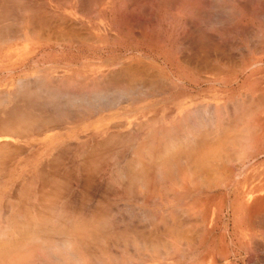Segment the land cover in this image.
Returning a JSON list of instances; mask_svg holds the SVG:
<instances>
[{
	"label": "rangeland",
	"instance_id": "rangeland-1",
	"mask_svg": "<svg viewBox=\"0 0 264 264\" xmlns=\"http://www.w3.org/2000/svg\"><path fill=\"white\" fill-rule=\"evenodd\" d=\"M227 6H230V8H227ZM8 10H11V12ZM30 18H34L35 23L38 21L40 24L38 23V25L34 23V25H30ZM51 18L54 21L51 20ZM57 18L59 21H57ZM43 21L44 23L42 24ZM0 23V25L4 24V27L2 26L3 29H1L5 34V39L7 38L5 41L3 40L4 43L0 42V90L13 87V94H16L15 92L19 87L22 88L21 92L24 91L22 86H26V83L29 86L32 83L30 87L35 88L41 82L40 85H45L43 86L44 88L47 86V88H45L46 90L43 89L44 92L47 91L46 93H49L48 96H46L47 94L45 93L46 98H43L42 100L44 103V105H42L43 107L41 108L39 104L38 106L33 105V108H35L34 111V109H27L25 104V109H23H27V112L29 113H33L32 111L35 113H48L47 116L53 122L58 118L54 124L55 127H46L43 130L41 128V131H38V133L37 130H34L35 133L26 136L27 138L25 137V140H21L16 144L15 141H13V149L18 146L21 148V151L20 153H13V160L10 155H7V157H10L8 158L10 162L6 159L9 164L5 163L7 166L5 165L3 169H7L5 171L1 170L0 173L1 175L3 173L5 174L9 169L13 171H10L13 175L6 180L4 177L0 176V179L3 178L5 180H0V207H2L0 210L3 209L0 211V220L5 223L6 220L9 219L7 216H10L9 220L12 222L14 217L17 216L19 218V220H17L20 222L23 220L22 218H29V216H31L29 214L32 213L33 217L40 222L39 213L46 212L44 213L45 216L47 213L49 215V212L47 211H51V220L55 214L56 216L54 217L57 218L54 219H58L59 221L63 216L64 219L67 216L68 218L66 220L62 218L65 223L70 220L76 221V219L85 222L87 218L91 221L93 218L91 219V217H87V215L91 214L90 216H92L94 213L95 216L99 214V219L103 221V223L109 222V227L106 226V223L105 227L110 228L108 231L111 234L114 232H116V234L117 232H121L124 234V237L128 236L133 239L134 236H132V234L130 235V233L134 230H136V232H148L153 229L156 231L157 229L158 234L155 233L157 234V238L160 236L159 234L165 235V233L168 232V234L165 235V238L167 240L170 238V240H174V237L177 238V229L175 228L177 226L178 230L180 229V231L177 232L180 234L178 235L180 236V239L181 235H183V240L189 237L188 240L186 239L182 243L178 240V243L179 241L181 243H179L180 245L176 243L178 244V247L173 246V242L177 241L171 242L172 245L169 244V248L164 244L167 242L170 243V240L164 242V238V243H162L160 239V244L157 247L159 251L155 248L153 251L148 244L145 246L143 244V247L142 243H138L139 245L137 244L136 249L131 242L128 243L130 245L126 248H123L122 244L124 246V243L120 242L119 246H116L117 248L112 247L113 249H110L109 247L112 246L114 241L112 238V241L110 240V246H106L111 252L106 248L108 249L106 250L108 251L106 253L107 255L105 253H100L99 249L101 248H99V246V252L96 253L97 256L99 253L100 255L99 258L94 256L95 259L93 255L90 254V250L85 251L86 248H82L85 252L82 253L81 249V252L79 251L80 253H78L82 254L80 256L84 255V258H79L74 255L76 250H72L73 248L71 249V245H61V248L60 243L55 244L56 242H54L52 243L53 248H51L52 246L48 248L47 244L46 249L45 245H42L43 241H39L40 244L42 243L40 247L39 243H37V246L36 242L33 243L34 245H29L32 248H36L35 252L39 248L40 251H37L39 253L37 256L38 258H41L39 255H42L41 251H43V254L49 256L46 257L45 255H42V257L45 256V259H50L51 255L54 257H51V262L48 264H79V262L80 264H82V262L83 264H264V0H0ZM190 31L191 34L189 33ZM38 34L41 35L39 36ZM49 35H54V37L52 36L50 38H56L61 35H66L67 37L71 35L70 37L74 38H72L71 41L55 39L47 40V36ZM78 35L81 36L79 37ZM37 37L39 40L35 39ZM203 46H205V48ZM127 67L132 69L130 73L126 70ZM122 68H124V71ZM144 69L146 72H144ZM133 70L135 72H133ZM120 72L122 75H120ZM123 72H126V74ZM127 72L129 74H127ZM136 74L138 76H136ZM125 75H129L130 79L131 77L137 79L138 83L135 82V85L130 84L127 81L124 83L122 80H126L127 77ZM139 75L142 76L140 77ZM114 76L117 77V79ZM122 76L123 78H121ZM113 77L116 80L113 79ZM29 79H32L31 81L34 83L29 81ZM48 79L50 80V83ZM86 79L87 81H85ZM88 79H90V81H88ZM109 79L111 80L108 81ZM138 79L139 81L141 80L140 83ZM143 79H146V81ZM157 79L158 81H156ZM42 81L44 82L42 83ZM46 81L48 83H45ZM143 81L146 82L147 85L146 83H143ZM88 82H91V84ZM48 84L50 85L48 86ZM107 84L111 85V87ZM126 87L128 88L126 89ZM69 88L73 90L71 91ZM54 90L56 91L54 92ZM51 94L56 95L51 96ZM137 94L138 96H135ZM49 95L52 99L55 97L54 99L56 101L53 102L51 99L50 104H48V99H50ZM58 97L62 100L58 99ZM115 98H117V100ZM65 100L67 101L68 106L65 104ZM42 101L40 104H42ZM19 103H22V101L19 100ZM62 103L64 106H60ZM44 106L47 108H44ZM216 106L220 107L216 108ZM14 108L15 107H13V111L15 112ZM36 108L38 111H36ZM38 108H41V110ZM100 108H102V110ZM78 110H81L82 112H79ZM59 112L62 115L59 114ZM69 114L72 116L70 117ZM79 114L81 116H79ZM147 120L150 125L148 124V126L144 127L140 126L148 122ZM171 122L175 126L181 125L176 129V131H178L177 133L180 131V136L178 135L177 137V134L175 133L176 131L172 132L171 130H166L168 126L169 129L173 127L172 130H174L175 126L170 124ZM194 122L197 123L195 124ZM164 125L167 127L164 128ZM182 125L185 126L183 127ZM36 128H38V124L36 125ZM162 128L165 129H163V132L160 131ZM128 132L132 133L133 137L129 133L131 138H128ZM164 132L168 133L165 134ZM200 132L203 134L202 137ZM116 133L118 135L115 137V141L114 135H116ZM171 133L173 134L172 137ZM194 133H198L196 134L198 135L197 138ZM109 134L112 135L111 141L109 140L111 144L104 149L105 151H103L104 153L107 152V154H105L103 158L101 155H104V153L101 152V155H98V157H100H96L95 159L94 157L97 154H92L89 146L93 147L99 139L102 137L104 138ZM119 134L122 138L124 136L126 137L123 138L126 145H124L125 143L121 141L120 137H118ZM146 134L150 139L151 137L154 138V143H158V141L160 142L162 139L170 141L173 138V142L177 140L176 142L182 143L184 138L187 137V139H185L187 142L184 143V141L182 144H185L186 147H190V149L195 148L196 146L198 149V145L200 148L204 147V149H208V144L212 149L224 145L223 150H221L223 151V159H218V161H220L217 164L216 160L212 162V167L216 166L215 170L213 169V172L215 173H211L212 177L211 180L208 179L209 182L205 179L207 182L206 186L199 184L201 181L204 183V179L202 180L200 178V181L197 177L199 179V182H197L198 179L196 180V177H191L192 179L189 178V173H187L189 174L187 175L189 179L187 176L183 175L185 170L182 172V169L179 167H182V161H184L185 164L188 161L187 159L182 158L183 160H180L181 162H179V165L180 163L181 165L179 167L173 166V171H175V173L170 171L171 173L168 172L170 173L168 174L161 171L159 174V170H156L154 171V176L150 179L153 185L147 183L150 180H146L147 185L144 183L145 180H142L143 183L136 184V182H133V186L131 184L132 187H129L130 184L128 183L127 178L124 179V170H126L125 164L127 162H125V159L128 160V158L132 156L131 154H134L131 153L132 151L130 150L134 149L135 151V149H137L136 146L138 147L139 143L151 142L149 144L150 146L147 145V147H145L146 150L150 149L151 145L154 143L150 139H147L149 137H147ZM145 135L146 137H144ZM207 135H210L211 137H208ZM160 136L161 138L162 136L164 137L161 139ZM213 136L216 137V139ZM117 137L120 138L119 142L123 143L121 145L124 146H120ZM175 137L177 139H175ZM194 137L195 139L193 140ZM236 137L238 140L235 139ZM7 138L8 137H1L0 143L10 140ZM128 139L132 143L127 142L129 141ZM145 139H147V141ZM233 139H235V141ZM188 141L191 142L189 143ZM194 141L196 146L192 145L194 144ZM203 142L205 143V146H203ZM66 143L73 148L70 149L71 152L67 150L68 146H66ZM133 145L135 148H131ZM84 149L85 151L88 149V152H85ZM233 149L235 150L233 151ZM66 151H68V153ZM89 151L91 153H89ZM117 152L118 154L120 153V157ZM128 152H130V154ZM57 153L62 154V156ZM70 153L71 156H69ZM75 153L76 155H74ZM83 153H87L91 156L93 155L92 158L94 159L92 160L91 157L89 159H91V163L95 165L93 166L89 162L93 168L95 167V171H93V168L88 165V169H90H86V173L88 174L89 172L90 176L88 175L86 178L87 183L84 181L85 178H82L87 175L82 171L83 169L81 170L82 165L80 159ZM125 153H127L128 156L123 155ZM57 155L58 157H56ZM222 155H220V157ZM232 156L234 157L233 159ZM62 157H65L64 160H61ZM53 159L58 162L54 163L55 161H53ZM41 166L46 167L44 170H41L43 169ZM53 166L56 169L53 168ZM96 166L99 169H96ZM38 168L44 172L40 174V171L38 173ZM103 169L104 172H102ZM62 172H66L67 174H63ZM116 172H118V174ZM156 172L158 175L155 174ZM96 173L98 174L96 175ZM119 174L121 179L124 177L122 180L118 177ZM184 174L186 173L184 172ZM53 175L56 176V181L52 179L54 178ZM58 175L61 176L59 177ZM66 175L68 178H71L67 179ZM72 176H75L76 178H73ZM64 177L67 180H65ZM177 177L178 179H176ZM62 179H64L65 182ZM93 179L95 185L92 181ZM218 179L220 182H218ZM99 180L101 181L99 182ZM125 180L127 181L126 183H128L127 185H124ZM68 182L70 185L67 186ZM91 183L93 186H91ZM84 184L86 187H91H82ZM116 184H118V186ZM143 184L146 188H144L145 186H143ZM195 184H197V187L195 186L196 188L194 187ZM60 187H64V190L67 188V192L63 191L62 193V188ZM97 187L100 188V190L98 189L99 191L97 190ZM149 187H151V189ZM84 189H86V192ZM88 189L91 190L89 191ZM6 190H8V192ZM5 191L6 193H3ZM52 191L53 193L49 194ZM54 191L59 192L56 193L57 195L59 194V196L55 195ZM82 191L84 192V195L85 193L86 195H89L84 198L87 201L82 199ZM102 191H105L106 193L104 192V194ZM129 191H131L130 194ZM126 192L128 193L126 194ZM43 193L44 195H42ZM90 193L95 195H91ZM178 193L179 195H177ZM48 194L50 196L53 194L55 195L54 203V200L52 199L53 196L50 197ZM47 195L49 199L46 200L45 197H47ZM23 196L26 198H23ZM41 196H43L45 202L47 201V204L50 200L49 205H58L57 207L54 205L55 209H62L61 207H64L63 204L66 203V208L68 209L69 207L67 210L68 212H65L66 210L64 208L60 210L64 214L57 209L56 212H54V207L53 209H50L52 207H45L46 210L44 211V207H40L41 205L44 206L46 203L42 201L43 198L41 199ZM10 198L13 199L14 202ZM104 200H106V202ZM21 201H23V203H21ZM141 201L143 202L141 203ZM18 203L21 204L20 207L16 206ZM21 207H23V209ZM99 209H102L101 214L99 213ZM12 210L17 214H13L11 212ZM38 211L40 212L37 214L36 212ZM10 213L12 214V217ZM65 213H69V215L73 214L71 215L72 219ZM75 213L77 214L75 215ZM23 214L26 215L23 216ZM27 215L29 216L27 217ZM35 215H38V218ZM58 215L61 218H58ZM74 215L75 217H73ZM82 215L86 216L83 218ZM173 215L177 220H174L175 218H173ZM176 215L181 218L179 219ZM129 216H131L130 219ZM166 216L167 218H165ZM4 218H6V220ZM94 218L97 219L96 217ZM9 220H7V224L10 223L8 222ZM25 220L23 221L24 223H26ZM62 220L60 222H62ZM1 221L0 223H2ZM83 221H81V223ZM153 221L155 222L152 223ZM55 222L56 221H54V223ZM139 222L140 224H138ZM3 223L1 224V228L5 225H3ZM133 225L135 229H132ZM135 225L139 229L149 226L150 230L149 228H146L145 231L141 229L137 230ZM154 225L155 227L157 226L156 229ZM169 225L175 226H173L176 229L174 232L175 236H173V232L170 233L168 231L169 229H173L171 226L169 229H165V227H168ZM6 226L7 225L4 226V229L0 228V232L5 230L9 225ZM67 227L71 226L69 225ZM181 227H183V232L181 231ZM105 231L109 233L107 230ZM126 231L130 232H128L130 236ZM151 232L153 233V231ZM1 233L0 236L2 235ZM169 233L172 234L171 236L173 239ZM122 234L117 235V238ZM133 234L137 233L134 232ZM42 236L43 234H41L39 238ZM166 236H170V238L168 239ZM41 239H43V237L40 238V240ZM46 239L45 236V240ZM45 242L46 241H44V243ZM105 242L106 244L109 243L107 241ZM42 246L43 250L41 249ZM165 246L166 249H169L168 251L165 249ZM63 247L66 249L64 250ZM176 248L178 249L176 250ZM50 249L54 250L51 251ZM118 249H121V252L124 249L123 251L125 252L121 253ZM125 249H127V251ZM45 250L47 253L48 251L51 253L47 254L45 253ZM69 250L71 252H69ZM62 252L64 255L60 258ZM88 253L90 259L88 258ZM112 254L115 255L116 259H113L114 257ZM101 255L103 256L101 257ZM56 256H59V258ZM71 257L74 259L72 260ZM35 259H32L31 261ZM39 260L41 261V259ZM39 260H36V264H40ZM33 263L35 264V262ZM43 263L46 264L44 261Z\"/></svg>",
	"mask_w": 264,
	"mask_h": 264
},
{
	"label": "bare ground",
	"instance_id": "bare-ground-1",
	"mask_svg": "<svg viewBox=\"0 0 264 264\" xmlns=\"http://www.w3.org/2000/svg\"><path fill=\"white\" fill-rule=\"evenodd\" d=\"M10 1V0H9ZM19 1V0H18ZM21 1V0H20ZM26 1V0H25ZM46 1V0H45ZM79 1V0H78ZM190 1V0H189ZM55 2V1H54ZM85 2V1H84ZM195 2V1H194ZM37 3V2H36ZM43 3V2H42ZM47 3V2H46ZM63 3V2H62ZM93 3V2H92ZM190 3V2H189ZM196 3V2H195ZM38 4H39V2H38ZM66 4V3H65ZM88 4V3H87ZM24 5V4H23ZM190 5V4H189ZM18 6V5H17ZM37 6V5H36ZM92 6V5H91ZM193 6V5H192ZM220 6H221V4H220ZM224 6V5H223ZM87 7V6H86ZM209 7V6H208ZM230 8V6H227V8ZM11 8V7H10ZM9 8V9H10ZM24 8V7H23ZM223 8V7H222ZM225 8V7H224ZM2 9V8H1ZM30 10V9H29ZM39 10V9H38ZM42 10V9H41ZM84 10V9H83ZM4 11V10H3ZM5 11H6V9H5ZM4 11V12H5ZM9 11V10H8ZM58 11V10H57ZM9 12H11V10L9 11ZM44 12V11H43ZM5 14V13H4ZM7 14V13H6ZM50 14H52V13H50ZM12 15V14H11ZM49 15V14H48ZM54 15H56V14H54ZM53 15V16H54ZM19 16V15H18ZM41 16V15H40ZM2 17V16H1ZM4 17H5V15H4ZM2 19V18H1ZM56 19V18H55ZM41 20V19H40ZM51 20H53L52 18H51ZM65 20V19H64ZM42 21V20H41ZM54 21V20H53ZM57 21H59L58 20V18H57ZM25 22V21H24ZM37 23H35V20H34V18L32 19V18H30V25L31 24H33L34 25V23L35 24H40V22H38V21H36ZM46 22H47V20H46ZM66 22V21H65ZM73 22V21H72ZM9 23V22H8ZM44 23V21L42 22V24ZM48 23V22H47ZM46 23V24H47ZM59 23V22H58ZM1 24V23H0ZM38 24V25H39ZM50 24V23H49ZM61 24V23H60ZM72 24V23H71ZM4 25V24H3ZM3 25H0V42L1 43H4L3 42V40L5 41L6 39H5V34L3 33ZM9 25V24H8ZM25 25H27V24H25ZM38 25H36V26H38ZM48 25V24H47ZM3 26V27H2ZM69 26V25H68ZM73 27V26H72ZM2 28V29H1ZM8 28V27H7ZM18 28V27H17ZM64 28V27H63ZM6 29V28H5ZM22 29V28H21ZM67 29V28H66ZM77 29V28H76ZM76 29H75V31H76ZM73 30V29H72ZM39 31V30H38ZM65 31V30H64ZM64 31H63V33H64ZM62 32V31H61ZM39 33V32H38ZM190 34H191V31L189 32ZM42 34V33H41ZM41 34H38L39 36L41 35ZM62 34V33H61ZM65 34H66V32H65ZM68 34V33H67ZM29 35V34H28ZM56 35H58V34H56ZM55 35V36H56ZM197 35V34H196ZM208 35H210V34H208ZM53 37H54V35H52ZM52 36H47L48 37V39L47 40H52V39H55V40H69V41H71L72 40V38H74V37H67L66 35H64V36H58V37H56V38H50V37H52ZM79 36V35H78ZM81 36V35H80ZM79 36V37H80ZM202 36V35H201ZM221 36V35H220ZM44 37V36H43ZM84 37V36H83ZM209 37V36H208ZM41 38V37H40ZM87 38V37H86ZM35 39H37V40H39V38L37 37V38H35ZM46 39V38H45ZM2 40V41H1ZM19 40V39H18ZM213 40V39H212ZM12 41V40H11ZM207 41V40H206ZM75 42V41H74ZM82 42H83V40H82ZM209 42H211V41H209ZM80 43V42H79ZM200 43V42H199ZM204 43V42H203ZM207 44V43H206ZM214 46V45H213ZM204 48H205V46H203ZM219 48V47H218ZM213 49V48H212ZM191 56V55H190ZM197 58H199V57H197ZM132 63H134V62H132ZM186 63H188V62H186ZM143 64V63H142ZM128 65V64H127ZM136 65V64H135ZM141 66V65H140ZM120 69H121V67H120ZM124 68H122V70H123ZM138 69V68H137ZM148 69V68H147ZM48 70V69H47ZM129 73H130V71L132 70V69H129V67H127V69H126ZM150 70V69H149ZM153 70V69H152ZM157 70V69H156ZM121 71V70H120ZM124 71V70H123ZM139 71V70H138ZM154 71V70H153ZM127 72V74H129ZM133 72H135L134 70H133ZM142 72H143V70H142ZM144 72H146L145 71V69H144ZM152 72V71H151ZM75 73V72H74ZM114 73V72H113ZM121 73V72H120ZM120 73H118V74H120ZM123 73H125L126 74V72H123ZM139 74V73H138ZM141 74H143V73H141ZM155 74V73H154ZM116 75V74H115ZM120 75H122V73L120 74ZM133 75V74H132ZM144 75V74H143ZM150 75V74H149ZM159 75V74H158ZM58 76V75H57ZM64 76V75H63ZM62 76V77H63ZM104 76V75H103ZM106 76V75H105ZM108 76V75H107ZM112 76V75H111ZM126 76V75H125ZM134 76H135V73H134ZM136 76H138L137 74H136ZM140 77L142 76V75H139ZM163 76V75H162ZM51 77V76H50ZM49 77V78H50ZM78 77V76H77ZM115 77V76H114ZM113 77V79H117V77H115L114 78ZM127 78H126V80H122V81H124V83H125V81H127L128 83H130V84H133V85H135L134 83L135 82H137V79H134L133 77H131V79L129 78L130 76L128 75V76H126ZM146 77V76H145ZM47 78V77H46ZM88 78V77H87ZM96 78V77H95ZM95 78H94V80H95ZM108 78V77H107ZM110 78V77H109ZM121 78H123V76L121 77ZM120 78V79H121ZM148 78V77H147ZM80 79V78H79ZM112 79V80H113ZM115 79V80H116ZM161 79V78H160ZM11 80V79H10ZM32 80V79H31ZM30 79H29V81H31ZM35 80H36V78H35ZM45 80H47V79H45ZM49 80V79H48ZM99 80H102V79H99ZM111 79H109L108 81H110ZM144 80V79H143ZM165 80V79H164ZM21 81H23V80H21ZM63 81V80H62ZM61 81V82H62ZM84 81V80H83ZM85 81H87V79L85 80ZM88 81H90V79H88ZM107 81V82H108ZM138 81H139V79H138ZM141 81V80H140ZM140 81H139V83H140ZM144 81H146V79L144 80ZM143 81V83H146V82H144ZM155 81V80H154ZM156 81H158V79L156 80ZM28 82V81H27ZM31 82H33V81H31ZM30 82V83H31ZM44 81H42V83H43ZM52 82V81H51ZM54 82V81H53ZM64 82V81H63ZM68 82V81H67ZM75 82H76V80H75ZM94 82H96V81H94ZM98 82V81H97ZM147 82H148V80H147ZM21 83V82H20ZM23 83V82H22ZM29 83V84H30ZM34 83V82H33ZM45 83H48L47 81L45 82ZM49 83H50V80H49ZM69 83H70V81H69ZM78 83V82H77ZM88 83H90L91 84V82H88ZM100 83V82H99ZM104 83V82H103ZM110 83V82H109ZM138 83V82H137ZM136 83V84H137ZM143 83H142V85H143ZM158 83V82H157ZM163 83V82H162ZM24 84H25V82H24ZM32 84V83H31ZM31 84H30V86H31ZM40 84H41V82H40ZM39 84V85H40ZM89 84V85H90ZM127 84V83H126ZM166 84V83H165ZM37 85V84H36ZM37 86V87H35V88H31L29 85H27V83H26V86H22L23 87V92H21V90H22V88L21 87H19L18 89H17V91L15 92L16 94H13L14 92H13V87H9V88H4V89H1L0 90V138L1 137H8L10 140L9 141H7V142H4V143H0V173H1V170H3V171H5L3 168L5 167V165L6 164H9V163H7V160H8V158H10L11 157V159L13 160V153L15 154V153H20V151H21V148L20 147H18V146H16L17 148H15V149H13V141H15V144L16 143H18L19 141H21V140H25V137L26 136H29V135H33L34 133H35V131L34 130H37V133H38V131H41V128H42V130L44 129V128H46V127H51V126H54V124L56 123V120L58 119H55V122H53L48 116H47V114L48 113H46V114H44L43 112H37V113H35L34 111H35V108H33V105H36V106H38V104L41 106V108L43 107L42 105H44V103H43V98H46V96H48V94L46 93V92H44V90H46L45 88H47V86L44 88L43 86H45V85H40V86H42V87H40V86ZM47 85V84H46ZM50 84H48V86H49ZM70 85V84H69ZM84 85V84H83ZM97 85V84H96ZM108 85V84H107ZM128 85V84H127ZM146 85H147V83H146ZM21 86V85H20ZM88 86V85H87ZM108 86H110L111 87V85H108ZM122 86V85H121ZM148 86H149V83H148ZM161 86V85H160ZM33 87V86H32ZM50 87H52V86H50ZM64 87V86H63ZM62 87V88H63ZM72 87V86H71ZM86 87V86H85ZM84 87V88H85ZM100 87V86H99ZM114 87V86H113ZM116 87H118V86H116ZM123 87V86H122ZM129 87V86H128ZM128 87H126V89L128 88ZM134 87V86H133ZM102 88V87H101ZM108 88V87H107ZM138 88V87H137ZM149 88V87H148ZM170 88V87H169ZM44 89V90H43ZM48 89H49V87H48ZM70 90H71V88H69ZM68 89V90H69ZM77 89V88H76ZM109 89H111V88H109ZM115 89V88H114ZM168 89V88H167ZM73 90V89H72ZM71 90V91H72ZM78 90V89H77ZM94 90H95V88H94ZM108 90V89H107ZM123 90V89H122ZM121 90V91H122ZM130 90V89H129ZM164 90V89H163ZM15 91V90H14ZM56 90H54V92H55ZM67 91V90H66ZM76 91V90H75ZM128 91V90H127ZM132 91V90H131ZM138 91H141V90H138ZM70 92V91H69ZM105 92H107V91H105ZM124 92V91H123ZM47 95H46V94ZM57 93V92H56ZM66 93H68V92H66ZM83 93V92H82ZM61 94V93H60ZM88 94V93H87ZM98 94V93H97ZM100 94H102V93H100ZM108 94V93H107ZM131 94V93H130ZM133 94V93H132ZM138 94H139V92H138ZM138 94L137 95H135V96H138ZM46 95V96H45ZM56 95V94H55ZM55 95H53V94H51V96H55ZM99 95V94H98ZM127 95V94H126ZM144 95V94H143ZM50 96V95H49ZM51 96H50V99H48L49 100V102H48V104H50V101H51ZM59 96V95H58ZM77 96V95H76ZM134 96V95H133ZM132 96V97H133ZM14 97V98H13ZM16 97V98H15ZM79 97H81V96H79ZM96 97V96H95ZM106 97V96H105ZM111 97V96H110ZM114 97V96H113ZM127 97V96H126ZM55 97H53V99H54ZM64 98V97H63ZM71 98V97H70ZM74 98H75V95H74ZM74 98H73V100H74ZM78 98V97H77ZM52 99V101L54 102V101H56L55 99L53 100ZM56 99H57V97H56ZM58 99H61V98H59L58 97ZM69 99V98H68ZM99 99V98H98ZM108 99V98H107ZM112 99V98H111ZM116 100H117V98H115ZM133 99V98H132ZM18 100V101H17ZM19 100L20 101H22V103H19ZM62 100V99H61ZM81 100V99H80ZM84 100V99H83ZM101 100V99H100ZM105 100V99H104ZM114 100V99H113ZM17 101V103L15 104V102ZM42 101V104H40V102ZM86 101V100H85ZM97 101V100H96ZM99 101V100H98ZM26 102V103H25ZM64 102V101H63ZM106 102V101H105ZM68 103H69V101H68ZM25 104H26V108L28 109H34V111H32L33 113H35V114H37V115H35V114H33V113H29V112H27V109L26 110H24L25 109ZM65 104L67 105V101L65 100ZM80 104V103H79ZM28 105V106H27ZM58 105H60V104H58ZM75 105V104H74ZM117 105V104H116ZM36 106H34V107H36ZM39 106V107H40ZM47 106H49V105H47ZM51 106V105H50ZM60 106H64L63 105V103H62V105H60ZM68 106V105H67ZM66 106V107H67ZM88 106V105H87ZM101 106V105H100ZM105 106V105H104ZM109 106H110V104H109ZM114 106H115V104H114ZM13 107H15L14 108V110H15V112L13 111ZM46 106H44V108H45ZM53 107H56V106H53ZM75 107H77V106H75ZM217 107H220V106H216V108ZM24 108V109H23ZM41 108H38V109H40L41 110ZM47 108V107H46ZM67 108H69V107H67ZM71 108V107H70ZM109 108V107H108ZM203 108V107H202ZM206 108V107H205ZM204 108V109H205ZM77 109V108H76ZM80 109V108H79ZM88 109V108H87ZM101 110H102V108H100ZM208 109V108H207ZM206 109V110H207ZM83 110V109H82ZM193 110V109H192ZM220 110V109H219ZM36 111H38L37 110V108H36ZM66 111V110H65ZM79 111V110H78ZM81 111V110H80ZM79 111V112H80ZM97 111V110H96ZM191 111V110H190ZM189 111V112H190ZM208 111V110H207ZM13 112H14V114H13ZM58 112V111H57ZM71 112V111H70ZM82 112V111H81ZM91 112V111H90ZM66 113V112H65ZM69 113V112H68ZM67 113V114H68ZM84 113V112H83ZM89 113V112H88ZM97 113V112H96ZM184 113V112H183ZM183 113H182V115H183ZM188 113V112H187ZM206 113V112H205ZM58 114V113H57ZM59 114H61L60 112H59ZM64 114V113H63ZM91 114V113H90ZM191 114H193V113H191ZM46 115V116H45ZM62 115V114H61ZM199 115V114H198ZM205 115V114H204ZM216 115V114H215ZM69 116L71 117L72 115H70L69 114ZM76 116H78V115H76ZM79 116H81L80 114H79ZM93 116V115H92ZM168 116V115H167ZM57 117V116H56ZM66 117V116H65ZM177 117V116H176ZM179 117V116H178ZM212 117V116H211ZM223 117V116H222ZM222 117H221V119H222ZM60 118V117H59ZM67 118H68V116H67ZM189 118V117H188ZM71 119V118H70ZM73 119V118H72ZM78 119H81V118H78ZM78 119H75V120H78ZM204 119V118H203ZM208 119V118H207ZM67 120V119H66ZM153 120V119H152ZM155 120V119H154ZM196 120V119H195ZM198 120H199V117H198ZM219 120V119H218ZM60 121V120H59ZM148 121V120H147ZM177 121V120H176ZM207 121V120H206ZM78 122V121H77ZM150 122H151V120H150ZM178 122V121H177ZM39 123H40V125H39ZM174 123H176V122H174ZM187 123V122H186ZM195 123V122H194ZM197 123V122H196ZM195 123V124H196ZM198 123H199V121H198ZM211 123V122H210ZM209 123V124H210ZM38 124V128H36V125ZM118 124V123H117ZM148 124L150 125V123H149V121L148 122H146V123H144V124H142V125H140V126H142V127H144V126H148ZM170 124H173L172 122L170 123ZM183 124V123H182ZM192 124V123H191ZM204 124V123H203ZM212 124V123H211ZM228 124V123H227ZM35 125V126H34ZM61 125V124H60ZM174 125V124H173ZM205 125H206V123H205ZM213 125V124H212ZM40 126V127H39ZM165 126V125H164ZM175 126V125H174ZM181 126V125H180ZM180 126H175V128H174V130H172V128L171 129H169V126L167 127V126H165L164 128H166V130H171L172 132H175L176 131V129H178L177 127H180ZM183 127L185 126V125H182ZM195 126V125H194ZM201 126V125H200ZM214 126H216V125H214ZM221 126V125H220ZM55 127V126H54ZM68 127V126H67ZM120 127V126H119ZM204 127H208V126H204ZM203 127V128H204ZM222 127V126H221ZM234 127V126H233ZM40 128V129H39ZM140 128V127H139ZM139 128H137V129H139ZM161 128V127H160ZM164 128H162V129H160V131H164L165 129ZM197 128V127H196ZM199 128V127H198ZM211 128V127H210ZM231 128V127H230ZM143 129H145V128H143ZM164 129V130H163ZM222 129V128H221ZM109 130V129H108ZM179 130H180V128H179ZM184 130V129H183ZM198 130H200V129H198ZM207 130H209V129H207ZM228 130V129H227ZM226 130V131H227ZM65 131V130H64ZM131 131V130H130ZM138 131V130H137ZM157 131V130H156ZM213 131V130H212ZM216 131V130H215ZM225 131V130H224ZM229 131V130H228ZM132 132V131H131ZM154 132H155V130H154ZM154 132H152L153 134H155ZM178 131H176L175 133L177 134V137H178V135H179V133H180V131H179V133H177ZM186 132H188V131H186ZM209 132V131H208ZM211 132V131H210ZM33 133V134H32ZM115 133V132H114ZM118 133V132H117ZM116 133V135H114V140H115V137L118 135ZM129 133L130 132H128V136H129ZM149 133H151V132H149ZM149 133H147V134H149ZM161 133V132H160ZM165 133V132H164ZM166 133H168V132H166ZM165 133V134H166ZM170 133V132H169ZM182 133V132H181ZM229 133V132H228ZM131 134V136H132V133H130ZM135 134V133H134ZM146 134V135H147ZM172 134V133H171ZM195 134V133H194ZM196 134H198V133H196ZM195 134V135H196ZM207 134V133H206ZM216 134V133H215ZM219 134V133H218ZM61 135V134H60ZM121 135H123V134H121ZM127 135V134H126ZM146 135L144 136V137H146ZM149 135H151V134H149ZM183 135V134H182ZM200 135H201V137H202V135L203 134H201V132H200ZM127 136V137H128ZM154 136V135H153ZM167 136V135H166ZM169 136V135H168ZM173 136V134L171 135V137ZM176 136V135H175ZM180 136V135H179ZM185 136V135H184ZM197 136L198 135H196V138H197ZM208 136V135H207ZM210 136V135H209ZM208 136V137H209ZM89 137V136H88ZM94 137V136H93ZM112 137V135L111 134H109V135H106L104 138L102 137L101 139H99V141H97V143H95V145H93V147H90L89 146V149L91 150V152H92V154H97V155H95V159H96V157H98V155H101V152H103V151H105L104 149L106 148V147H109L110 146V142H109V140L111 141V138ZM118 137H120V134H119V136ZM117 137V138H118ZM133 137V136H132ZM147 137H149L148 135H147ZM164 136H162V138H163ZM170 137V136H169ZM211 137V136H210ZM214 137V136H213ZM222 137V136H221ZM7 138V139H8ZM27 138V137H26ZM90 138V137H89ZM116 138V139H117ZM121 138V141H123V138H126L125 136L122 138V137H120ZM120 138H118V142L120 141L119 139ZM128 138H131L130 136L128 137ZM137 138V137H136ZM160 138H161V136H160ZM161 138V139H162ZM181 138H182V136H181ZM205 138H206V136H205ZM215 139H216V137H214ZM214 138H213V140H214ZM220 138V137H219ZM230 138V137H229ZM57 139V138H56ZM93 139V138H92ZM91 139V140H92ZM138 139V138H137ZM140 139V138H139ZM143 139V138H142ZM147 139H150V137L149 138H147ZM147 139H145L146 141H147ZM158 139V138H157ZM166 139H167V137H166ZM174 139V138H173ZM173 139H171L170 141H166L165 139V141L162 139L160 142L158 141V143H154V138H152L151 137V141H153V145H151V147H150V149H148V150H146L145 149V147H147V145H149L150 143H148V142H145V143H143L142 142V144H140L139 143V148L136 146V148L137 149H135V151H134V149L133 150H130V148H129V150L130 151H132L131 153H134V154H131L132 156H130L129 158H128V160L127 159H125V158H123V159H125V162H126V164H125V166H126V170H124L125 171V178L124 179H126L127 178V180H128V183L130 184L129 185V187L131 186V184L134 182H136V184L137 183H141L142 182V180L144 181V183H146L147 181L146 180H150L153 176H154V171H158L159 170V174H160V172L162 171H164V172H166V173H168V172H170V171H173V169H174V167H179L180 165H181V163H183V164H185V162L184 161H180L182 158L183 159H187V161L188 162H186V164L185 165H183L182 164V167H179V168H181L182 169V172L184 171L186 174H184V172H183V175H185V176H187V175H189V178H195L196 180L199 178H201L202 180L204 179V181L206 182V180L205 179H207V182H209V180H211V175L213 174V173H215V172H213V169L215 170V167H212V165H213V161L214 160H216L215 162H216V164L217 163H219V161L221 160V159H223L222 157H223V151H221V150H223V146H221L222 147V149H221V147H219L220 145H219V143H218V147L219 148H210L209 147V144H208V149H204V147L202 148H200L199 147V145H198V149L196 148L197 146H196V143H195V141H194V144H192V145H195L196 147L195 148H191L190 149V147H186L185 146V144H182L184 141V143H186L187 142V140H185V139H187V137L186 138H184V140H183V142L182 143H179V142H176L177 140H175V142H173L174 140ZM175 139H177L176 137H175ZM195 139V137L193 138V140ZM228 139V138H227ZM235 139H237V137L235 138ZM235 139H233L234 141H235ZM240 139V138H239ZM127 140V139H126ZM129 140V139H128ZM181 140V139H180ZM180 140H178V141H180ZM197 140V139H196ZM211 140V139H210ZM218 140H220V139H218ZM225 140V139H224ZM230 140V139H229ZM238 140V139H237ZM116 141V140H115ZM114 141V142H115ZM136 141V140H135ZM143 141V140H142ZM157 141H155V142H157ZM192 141V140H191ZM190 141V142H191ZM204 141V140H203ZM208 141H209V139H208ZM231 141V140H230ZM243 141V140H242ZM24 142V141H23ZM117 142V144L119 145V143ZM124 142V141H123ZM127 142H131L130 140L129 141H127ZM141 142V141H140ZM181 142V141H180ZM189 142V141H188ZM189 142V143H190ZM197 142V141H196ZM205 142V141H204ZM203 142V146H205V143ZM206 142H207V140H206ZM68 143V142H67ZM66 143V144H67ZM79 143V142H78ZM82 143V142H81ZM125 143V142H124ZM132 143V142H131ZM208 143V142H207ZM228 143V142H227ZM227 143H224V144H227ZM244 143V142H243ZM65 144V145H66ZM117 144H116V146H117ZM121 144H123V143H120V146H124V145H126V143L124 144V145H121ZM137 144V143H136ZM231 144V143H230ZM23 145V144H22ZM29 145V144H28ZM77 145V144H76ZM85 145V144H84ZM89 145V144H88ZM129 145V144H128ZM190 145V144H189ZM201 145H202V143H201ZM200 145V146H201ZM25 146V145H24ZM66 146H68V149L67 150H69L70 151V149H73V148H71V146L69 145V144H67ZM129 146H131V145H129ZM134 146V145H133ZM131 147V148H135V146L134 147ZM150 146V145H149ZM211 146V145H210ZM226 146V145H225ZM231 146V145H230ZM229 146V147H230ZM236 146V145H235ZM239 146V145H238ZM193 147V146H192ZM227 147V146H226ZM232 147V146H231ZM25 148V147H24ZM34 148V147H33ZM58 148V147H57ZM87 148V147H86ZM112 148V147H111ZM117 148V147H116ZM115 148V149H116ZM120 148V147H119ZM206 148V147H205ZM243 148V147H242ZM37 149H39V148H37ZM53 149V148H52ZM61 149V148H60ZM59 149V150H60ZM64 149H65V147H64ZM124 149V148H123ZM127 149H128V146H127ZM225 149V148H224ZM227 149V148H226ZM30 150V149H29ZM66 150V149H65ZM78 150V149H77ZM93 150V151H92ZM110 150V149H109ZM128 150V151H129ZM235 149H233V151H234ZM239 150V149H238ZM62 151V150H61ZM76 151V150H75ZM84 151H85V149H84ZM106 151H107V149H106ZM111 151V150H110ZM23 152H24V150H23ZM34 152V151H33ZM67 153H68V151H66ZM65 152V153H66ZM71 152V151H70ZM82 152V151H81ZM85 152H88V149L85 151ZM90 151H89V153H91ZM125 152V151H124ZM100 153V154H99ZM104 153V152H103ZM109 153V152H108ZM111 153V152H110ZM123 153V152H122ZM129 154H130V152H128ZM226 153V152H225ZM237 153V152H236ZM44 154V153H43ZM57 154H59V153H57ZM79 154V153H78ZM105 154H107V152H105L104 153V155H101L102 157L103 156H105ZM117 154H118V152H117ZM120 154V153H119ZM118 154V156L120 157V155ZM227 154V153H226ZM234 154V153H233ZM7 155H10V157L8 156L7 157ZM26 155V154H25ZM35 155V154H34ZM60 156H62V154H59ZM74 155H76V153L74 154ZM123 155H127V153H125V154H123ZM220 155H222L221 157H220ZM54 156V155H53ZM52 156V157H53ZM64 156V155H63ZM69 156H71V153H70V155ZM72 156H73V153H72ZM88 156V157H87ZM128 156V155H127ZM16 157V156H15ZM56 157H58V155L56 156ZM91 157V159L93 160L94 158H92L93 157V155L91 156V155H88L87 153L85 154V153H83L82 154V156H81V159H80V163H81V165H82V167H81V170L82 171H84L85 173H86V169L87 170H89L88 169V165H90V164H92L93 165V163H91V159H89ZM100 157V156H99ZM98 157V158H99ZM101 157V158H102ZM124 157V156H123ZM26 158H27V156H26ZM65 158V157H64ZM64 158L62 157V159L61 160H64ZM68 158V157H67ZM97 158V159H98ZM104 158V157H103ZM102 158V159H103ZM106 158V157H105ZM127 158V157H126ZM234 157L232 156V159H233ZM7 159V160H6ZM15 159V158H14ZM28 159V158H27ZM54 159H56V158H54ZM53 159V161H55ZM74 159V158H73ZM122 159V160H123ZM182 159V160H183ZM218 159H220L219 161H218ZM6 160V161H5ZM11 160V161H12ZM25 160V159H24ZM49 160V159H48ZM60 160V161H61ZM100 160V159H99ZM9 162H10V160H8ZM50 161V160H49ZM108 161V160H107ZM186 161V160H185ZM223 161V160H222ZM221 161V162H222ZM44 162H46V161H44ZM48 162V161H47ZM56 162H58V161H55L54 163H56ZM62 162V161H61ZM66 162V161H65ZM67 162H69V161H67ZM73 162V161H72ZM89 162H90V164H89ZM99 162V161H98ZM179 162H181L180 163V165H179ZM6 163V164H5ZM27 163V162H26ZM49 163V162H48ZM76 163V162H75ZM212 163V164H211ZM22 164V163H21ZM25 164V163H24ZM44 164V163H43ZM42 164V165H43ZM57 164H59V163H57ZM61 164V163H60ZM96 164V163H95ZM99 164H101V163H99ZM104 164V163H103ZM73 165V164H72ZM219 165V164H218ZM7 166V165H6ZM76 166V165H75ZM91 166V165H90ZM93 166H95V165H93ZM98 166V165H97ZM97 166H96V169H99V168H97ZM174 166V167H173ZM42 167V166H41ZM46 167V166H45ZM45 167H42L43 169H41V170H44L45 169ZM51 167V166H50ZM72 167V166H71ZM92 167V166H91ZM107 167V166H106ZM53 168H55L54 166H53ZM61 168V167H60ZM93 168V167H92ZM95 168V167H94ZM93 168V171H95V169ZM225 168V167H224ZM56 169V168H55ZM72 169V168H71ZM101 169V168H100ZM177 169V168H176ZM39 168H38V173L41 171ZM53 170V169H52ZM80 170V169H79ZM10 171H12V170H10L9 169V171L6 173L5 172V174L3 173L2 175L0 174V176L1 177H4L5 178V180L8 178V177H10L11 175H13V171L12 172H10ZM56 171V170H55ZM66 171V170H65ZM92 171V172H93ZM122 171V170H121ZM44 171H41L40 172V174L41 173H43ZM49 172V171H48ZM58 172V171H57ZM70 172H71V170H70ZM88 172V171H87ZM91 172V171H90ZM102 172H104V169H103V171ZM120 172V171H119ZM153 172V173H152ZM51 173V172H50ZM63 174L64 173H66V172H62ZM109 173V172H108ZM117 174H118V172H116ZM171 173V172H170ZM170 173H168V174H170ZM172 173H175V171H173ZM177 173H179V172H177ZM187 173H189V174H187ZM212 173V174H211ZM222 173V172H221ZM225 173V172H224ZM45 174V173H44ZM67 174V173H66ZM74 174V173H73ZM87 174V173H86ZM85 174V175H86ZM93 174V173H92ZM98 173H96V175H97ZM112 174V173H111ZM122 174V173H121ZM155 174H157V172L155 173ZM180 174H181V172H180ZM4 175V176H3ZM69 175V174H68ZM84 175V176H85ZM89 175V172H88V174L86 175V177H82V178H85V180L84 181H86V183H87V176ZM158 175V174H157ZM173 175V174H172ZM176 175V174H175ZM216 175V174H215ZM42 176V175H41ZM54 176V178H52V179H54V181H56L55 180V177L57 176V174H56V176L55 175H53ZM53 176H51V177H53ZM59 176V175H58ZM61 176V175H60ZM59 176V177H60ZM67 176V175H66ZM65 176V177H66ZM90 176V175H89ZM93 176V175H92ZM99 176V175H98ZM120 176V174L118 175V177ZM156 176V175H155ZM177 176V175H176ZM209 176H210V178H209ZM222 176V175H221ZM50 177V178H51ZM64 177V179L65 180H67V179H69V178H71V177H69L68 178V176L65 178ZM73 178L75 177V176H72ZM102 177H104V176H102ZM118 177H116V178H118ZM157 177V176H156ZM175 177V176H174ZM198 177V178H197ZM213 177H215V176H213ZM225 177V176H224ZM62 178V177H61ZM73 178H72V180H73ZM76 178V177H75ZM108 178V177H107ZM120 178V177H119ZM122 178V179H123ZM161 178V177H160ZM182 178V177H181ZM183 178L185 179V177L183 176ZM182 178V179H183ZM187 178H188V176H187ZM186 178V179H187ZM188 178V179H189ZM191 178V179H192ZM219 178V177H218ZM3 179V178H2ZM2 179H0V180H2ZM37 179V178H36ZM57 179V178H56ZM64 179H62V180H64ZM96 179V178H95ZM108 179H110V178H108ZM121 178H120V180H122ZM155 179V178H154ZM176 179H178V177L176 178ZM183 179V180H184ZM194 179V180H195ZM199 179L197 180V182H199ZM201 179H200V181H201ZM209 179V180H208ZM4 179H3V181H5ZM28 180V179H27ZM31 180V179H30ZM58 180H59V178H58ZM57 180V181H58ZM65 180H64V182H65ZM71 180V181H72ZM77 180V179H76ZM156 180H159V179H156ZM164 180H165V178H164ZM183 180H182V182H183ZM223 180V179H222ZM52 181V180H51ZM69 181V180H68ZM93 181V183H94V179L92 180ZM101 180H99V182H100ZM161 181V180H160ZM191 181V180H190ZM189 181V182H190ZM225 181V180H224ZM59 182H60V180H59ZM64 182H62V183H64ZM83 182V181H82ZM121 182V181H120ZM127 181L125 180V183H124V185L126 184H128V183H126ZM153 182H156V181H153ZM175 182V181H174ZM184 182H185V180H184ZM183 182V183H184ZM203 183V181H201L199 184H201V185H203V186H206V184H207V182L206 183ZM218 182H220L219 181V179H218ZM217 182V183H218ZM90 183V182H89ZM89 183H88V186H89ZM143 183V182H142ZM148 184H151V185H153V183H151V180L150 181H148L147 182ZM147 183L145 184V185H147ZM196 183V182H195ZM203 183V184H202ZM222 183V182H221ZM224 183V182H223ZM19 184V183H18ZM34 184V183H33ZM32 184V185H33ZM52 184V183H51ZM58 184V183H57ZM60 184V183H59ZM65 184V183H64ZM92 184V183H91ZM97 184V183H96ZM108 184H109V182H108ZM107 184V185H108ZM178 184V183H177ZM188 184V183H187ZM205 184V185H204ZM61 185H63V184H61ZM60 185V186H61ZM68 185H70L69 184V182H68V184H67V186ZM94 185H95V183H94ZM117 186H118V184H116ZM121 185H122V183H121ZM135 185V184H134ZM141 185V184H140ZM144 184H143V186H145ZM156 185V184H155ZM154 185V186H155ZM184 185V184H183ZM182 185V186H183ZM197 184H195L194 185V187L196 186ZM218 185V184H217ZM22 186V185H21ZM34 186V185H33ZM59 186V185H58ZM64 186H66V185H64ZM86 187L85 186V184L84 185H82V187ZM86 187V188H90L91 186H93V184L90 186V187ZM132 186H133V184H132ZM131 186V187H132ZM137 186V185H136ZM142 186V187H143ZM179 186H180V184H179ZM182 186H181V188H182ZM187 186V185H186ZM189 186H190V184H189ZM202 186V187H203ZM29 187V186H28ZM54 187V186H53ZM56 187V186H55ZM99 187H100V185H99ZM102 187V186H101ZM120 187H122V186H120ZM184 187V186H183ZM197 187V186H196ZM195 187V188H196ZM29 188H31V187H29ZM60 188H62V187H60ZM64 188V187H63ZM61 189L62 190V193H63V191H66L67 192V188L64 190V189ZM93 188V187H92ZM91 188V189H92ZM103 188H105V187H103ZM108 188H110V187H108ZM113 188V187H112ZM127 188V187H126ZM144 188H146V186L144 187ZM148 188V187H147ZM150 189H151V187H149ZM187 188V187H186ZM193 188V187H192ZM21 189V188H20ZM25 189V188H24ZM41 189V188H40ZM90 189V190H91ZM100 190V188H98L97 187V190ZM102 189V188H101ZM123 189V188H122ZM128 189V188H127ZM130 189V188H129ZM132 189V188H131ZM200 189V188H199ZM203 189H204V187H203ZM209 189V188H208ZM16 190V189H15ZM57 190V189H56ZM68 190H69V188H68ZM81 190V189H80ZM79 190V191H80ZM85 190V192H86V189H84ZM89 190V189H88ZM89 190V191H90ZM98 190V191H99ZM102 190H104V189H102ZM191 190V189H190ZM7 192H8V190H6ZM6 191L5 192H3V193H6ZM18 191V190H17ZM41 191V190H40ZM59 191V190H58ZM97 191V192H98ZM113 191V190H112ZM118 191V190H117ZM123 191H124V189H123ZM157 191V190H156ZM187 191H188V189H187ZM39 192V191H38ZM55 193V195H57L56 193H59V192H56V191H54ZM83 192V191H82ZM103 192V191H102ZM105 192V191H104ZM103 192V193H104ZM130 192L131 191H129V194H130ZM135 192V191H134ZM133 192V193H134ZM154 192H155V190H154ZM184 192V191H183ZM22 193V192H21ZM51 193H53V191L52 192H50L49 194H51ZM93 193H94V191H93ZM92 193V194H93ZM100 193V192H99ZM103 193H101V194H103ZM106 193V192H105ZM104 193V194H105ZM110 193V192H109ZM108 193V194H109ZM124 193V192H123ZM128 192H126V194H127ZM151 193H152V191H151ZM156 193V192H155ZM186 193V192H185ZM184 193V194H185ZM188 193V192H187ZM8 194V193H7ZM29 194V193H28ZM47 194V193H46ZM48 194V195H49ZM52 195V196H50V197H52V199L54 200V196L55 195ZM82 194V199H84L85 198V196L87 197V195H86V193H85V195H84V192L83 193H81ZM91 194V193H90ZM91 194V195H92ZM107 194V195H108ZM111 194V193H110ZM117 194V193H116ZM183 194V193H182ZM12 195V194H11ZM42 195H44V193L42 194ZM48 195H47V197H45L46 198V200L47 199H49V197H48ZM84 195V196H83ZM93 195H95V194H93ZM133 195V194H132ZM177 195H179V193L177 194ZM181 195V194H180ZM185 195H187V194H185ZM184 195V196H185ZM22 196V195H21ZM25 196H28V195H25ZM25 196H23V198L25 197ZM31 196V195H30ZM57 196H59V194L57 195ZM80 196V195H79ZM89 196V195H88ZM119 196H120V194H119ZM183 196V197H184ZM188 196V195H187ZM192 196V195H191ZM19 197V196H18ZM101 197V196H100ZM102 197H103V195H102ZM9 198V197H8ZM11 198H13V197H11ZM10 198V199H11ZM14 198H16V197H14ZM26 198V197H25ZM43 198V196H41V199ZM90 198V197H89ZM123 198V197H122ZM188 198V197H187ZM32 199V198H31ZM91 199V198H90ZM99 199H103V198H99ZM109 199V198H108ZM12 201H13V199H11ZM17 200V199H16ZM15 200V201H16ZM23 200H25V199H23ZM45 199L43 198V200L42 201H44ZM52 200V201H53ZM85 201H87L86 199H84ZM92 200H93V198H92ZM91 200V201H92ZM106 200H107V198H106ZM106 200H104L105 202H106ZM121 200V199H120ZM126 200V199H125ZM135 200V199H134ZM9 201V200H8ZM18 201H19V199H18ZM31 201V200H30ZM65 201V200H64ZM84 201V202H85ZM89 201V200H88ZM100 201V200H99ZM14 202V201H13ZM32 202V201H31ZM39 202V201H38ZM45 202V201H44ZM47 202V201H46ZM45 202V203H46ZM55 202V200L53 201V203ZM59 202V201H58ZM63 202V201H62ZM67 202V201H66ZM98 202V201H97ZM97 202H96V204H97ZM101 202V201H100ZM99 202V203H100ZM143 201H141V203H142ZM146 202H148V201H146ZM7 203V202H6ZM9 203H10V201H9ZM21 203H23V201H21ZM28 203V202H27ZM30 203V202H29ZM35 203V202H34ZM43 203V202H42ZM89 203H91V202H89ZM104 203V202H103ZM116 203V202H115ZM120 203V202H119ZM177 203V202H176ZM175 203V204H176ZM11 204H12V202H11ZM50 204V200H49V202H48V204L46 203L44 206H42L41 205V207L40 208H43L44 207V211L46 210V208L45 207H47V208H50V207H52V208H50V209H53V207H54V205L52 206V205H49ZM63 204V203H62ZM66 204V203H65ZM65 204H63L64 205V207H61L62 209L64 208L65 210V212H68L67 210L69 209V207H68V209L66 208V206L67 205H65ZM102 204V203H101ZM146 204V203H145ZM149 204H150V202H149ZM10 205V204H9ZM39 205H40V203H39ZM127 205V204H126ZM179 205V204H178ZM17 207L19 206H21V204H17L16 205ZM56 206V205H55ZM58 206V205H57ZM56 206V207H57ZM104 206V205H103ZM107 206V205H106ZM109 206V205H108ZM112 206V205H111ZM32 207V206H31ZM72 207V206H71ZM93 207V206H92ZM98 207H99V205H98ZM116 207V206H115ZM179 207V206H178ZM0 208H2V207H0ZM22 209H23V207H21ZM86 208V207H85ZM101 208V207H100ZM108 208V207H107ZM106 208V209H107ZM125 208H127V207H125ZM124 208V209H125ZM129 208V207H128ZM57 210H62V209H59V208H56ZM56 209H55V207H54V212H56ZM95 209V208H94ZM117 209V208H116ZM120 209V208H119ZM135 209V208H134ZM134 209H133V211H134ZM176 209V208H175ZM1 210H3V209H1ZM0 210V211H1ZM49 210V209H48ZM74 210V209H73ZM100 210V209H99ZM16 211H17V209H16ZM24 211H25V209H24ZM23 211V212H24ZM37 211V210H36ZM41 211V210H40ZM40 211H38V212H36L37 214L40 212ZM58 211V212H59ZM79 211V210H78ZM81 211V210H80ZM95 211V210H94ZM93 211V212H94ZM97 211H98V208H97ZM101 211H102V209L100 210V214H101ZM106 211V210H105ZM132 211V210H131ZM143 211V210H142ZM142 211H141V214H142ZM151 211V210H150ZM13 214H15V212H13V210L11 211ZM19 212V211H18ZM26 212V211H25ZM30 212V211H29ZM43 212V211H42ZM47 212H49V215H48V213L44 216V213H46V212H44V213H39V215H40V222H38V220L37 219H35V217H33V215H32V213H30L29 215H31V216H29V215H27V217L29 216V218H31V219H29V218H22L23 220L22 221H18L19 220V218L16 216V217H14V219L12 220V222L9 220L10 219V216H7L9 219H7V220H9L8 222H10V223H6L7 222V220H6V218H4L5 220H6V222L5 223H3L1 220V222L3 223V225L5 224V225H9L7 228H5V230H2L0 233L2 234L1 236H0V264H29V263H31V264H34L33 262H35V264H36V260L38 261L39 259H41V261L39 260V263L41 264H44L43 263V261L44 262H46V264H48L49 262H51L50 261V259H51V257H53V255H51V257H50V259H48V258H46V259H48V260H46L44 257L46 256L45 254H43V251H41L42 252V255H45V256H43L42 257V255H39V256H41V258H38L37 256H38V250H39V248L36 250V252H37V254H36V252H35V249L36 248H32L31 246H29V245H31V244H33V243H35L36 242V244L37 243H39V247H40V245L42 244H40V242H42L43 241V246L45 245V247H46V249H47V246H48V248H50L51 246H52V243H54V242H56L55 244H58V243H60V247H61V245L62 246H68V245H71V246H69V247H71V249L72 250H76L75 251V253H74V255H76L77 257H79V258H84L83 256H80V255H82V254H78V253H80L81 251V249L83 248V249H88V250H86L85 249V251H89V252H91L90 254L91 255H93V257L94 256H97V253L99 252V250H100V253H107L108 251H110L111 252V250L110 249H113L114 247H116L117 245L119 246V243L121 242V243H124V246H123V244H122V247L124 248H126L128 245H130V244H128V243H130L131 242V244H133L134 245V247L136 248L137 247V244L138 243H142V246H143V244H144V246L145 245H150V249H157L158 250V246H159V244H160V242H159V240L161 239V241H162V243H164L165 241H169L171 238H170V236L172 235V234H170L171 232H173V236H175V230L177 229L178 230V227L176 226H171V225H169L168 227H165V229H169V227L171 226V228H173L174 229V231H173V229H169L168 231L170 232L169 233V237H167L169 240H167L166 238H165V235H167L168 234V232L167 233H165V235L164 234H159L160 236L159 237H162V238H157L156 237V235L158 234L157 233V226L155 227V225H154V227H155V229H156V231L153 229V225H152V229L153 230H151V231H153V233L151 232V231H148V232H139V231H137L136 232V230H134V231H132L131 233H130V235L132 234V236H134V238L133 239H131L130 237H128V236H126V237H124L123 235L124 234H122L121 232H119L120 234H122L119 238H117V235H120L118 232H117V234H116V232H114V233H110L108 230L110 229V228H107V227H109L108 225H110L109 224V222L107 223V222H104L103 223V221H101L100 219H99V214H97L96 216H95V214L93 213L92 214V216H90V215H87V217L89 216V217H91V221H89L88 220V218L86 219V221L84 222L83 220H81V221H83L82 223H81V221H79L78 219H76V221H74V220H70V221H68V222H70V223H68L67 221H66V223L64 222V220H66L68 217L66 216V218L64 219L63 217V219L64 220H62V218L61 217H59V215H58V218H61V220H62V222H60L58 219L57 220H55L57 217H54V216H56L55 214H54V216H53V221L50 219L51 218V211H47ZM61 212V211H60ZM69 212H70V210H69ZM72 212V211H71ZM76 212V211H75ZM114 212V211H113ZM120 212V211H119ZM124 212H125V210H124ZM156 212V211H155ZM154 212V213H155ZM61 213H63V212H61ZM73 213V212H72ZM79 213V212H78ZM129 213V212H128ZM138 213V212H137ZM147 213V212H146ZM145 213V214H146ZM171 213H172V211H171ZM1 214V213H0ZM11 214V213H10ZM17 214V213H16ZM15 214V215H16ZM21 214V213H20ZM28 214V213H27ZM43 214V215H42ZM64 214V213H63ZM65 214H67L68 216H70V218L72 219V217H71V215H73V214H71V215H69V213H65ZM77 213H75V215H76ZM102 214H103V212H102ZM133 214V213H132ZM148 214V213H147ZM159 214V213H158ZM26 215V214H25ZM24 214H23V216H25ZM75 215L73 216V217H75ZM79 215V214H78ZM112 215H113V213H112ZM119 215V214H118ZM144 215V214H143ZM149 215V214H148ZM147 215V216H148ZM14 216V215H13ZM19 216V215H18ZM35 216H37V218H38V215H35ZM44 216V217H43ZM80 216V215H79ZM83 216V215H82ZM86 216V215H85ZM85 216H83V218L85 217ZM96 217L97 218V216H98V218L97 219H95L94 217ZM110 216V215H109ZM141 216V215H140ZM146 216V217H147ZM169 216V215H168ZM174 216V215H173ZM177 216V215H176ZM11 217H12V214H11ZM21 217H22V215H21ZM20 217V218H21ZM112 217V216H111ZM130 217L131 216H129V219H130ZM151 217V216H150ZM177 217H179V216H177ZM55 218V219H54ZM80 218V217H79ZM123 218V217H122ZM134 218V217H133ZM152 218V217H151ZM165 218H167V216L165 217ZM169 218V217H168ZM173 218H175V216L173 217ZM173 218H172V220H173ZM181 217H179V219H180ZM18 219V220H17ZM26 219V220H25ZM152 219H154V218H152ZM156 219V218H155ZM159 219V218H158ZM18 222H17V221ZM21 220V219H20ZM25 220V222L26 223H24L23 221ZM28 220V221H27ZM36 220H37V222H36ZM111 220V219H110ZM146 220H147V218H146ZM165 220V219H164ZM167 220V219H166ZM174 220H177L176 218L174 219ZM54 221H56L55 223H54ZM59 221V222H58ZM105 221H106V219H105ZM122 221V220H121ZM140 221V220H139ZM16 222V223H15ZM23 222V223H22ZM128 222V221H127ZM142 222V221H141ZM155 221H153L152 223H154ZM2 223H0V228H1V224ZM107 225H106V224ZM126 223V222H125ZM143 223V222H142ZM151 223V222H150ZM162 223V222H161ZM181 223V222H180ZM183 223V222H182ZM12 224V225H11ZM15 224V225H14ZM71 226V227H67V226H69V225ZM134 224H135V222H134ZM138 224H140V222L138 223ZM155 224H157V223H155ZM2 225V226H3ZM4 225V226H5ZM105 225L107 226V227H105ZM158 225V224H157ZM168 225V224H167ZM166 225V226H167ZM177 225V224H176ZM4 226L2 227L3 229H4ZM12 228H11V227ZM13 226H14V228H13ZM127 226V225H126ZM129 226V225H128ZM136 226V225H135ZM163 226V225H162ZM137 227V226H136ZM1 228V229H2ZM134 228V225H133V227H132V229ZM146 228H149V226L148 227H146ZM145 227L144 228H140L141 230H143V231H145V229H146ZM182 228L183 227H181V231L183 232V230H182ZM186 228V227H185ZM0 229V230H1ZM111 229H113V228H111ZM135 229V228H134ZM137 230L139 229L138 227L136 228ZM139 229V230H140ZM161 229V228H160ZM189 229V228H188ZM105 230H107L109 233H107ZM127 230H129V229H127ZM130 230H131V228H130ZM148 230V229H147ZM149 230H150V228H149ZM176 230V236H177V238H175L174 237V240H170L169 242L170 243H166V244H164V245H167V247L169 248V244H171V242H173V241H177V242H173V246H177L178 247V244L180 243V241H181V243L182 242H184V240H188L189 239V237L188 236H186V235H188V234H186L185 236L186 237H188V238H185L184 240L182 239V237H183V235H181V239H180V236H178V235H180V234H178L177 232H179L180 231V229L177 231ZM114 231V230H113ZM155 231V232H154ZM127 232V231H126ZM127 232V233H128ZM137 233V234H133V233ZM184 232H185V230H184ZM191 232V231H190ZM129 233H128V235H129ZM155 233H157V234H155ZM186 233V232H185ZM4 234V235H3ZM13 234H14V237H13ZM41 234H43V239H41L40 240V238H42V237H40L39 238V236L41 235ZM112 236H114V237H112ZM116 234V235H115ZM182 234V233H181ZM46 236V240H45V236ZM126 235V234H125ZM129 235V236H130ZM164 235V236H163ZM191 235V234H190ZM38 236V237H37ZM172 237V236H171ZM113 238V243H112V246L111 247H109L110 246V242L112 241L111 239ZM164 238H165V240H164ZM39 239V240H38ZM107 239V240H106ZM109 239V240H108ZM172 239H173V237H172ZM177 239V240H176ZM111 240V241H110ZM163 240H164V242H163ZM178 240H180L179 241V243H178ZM40 241V242H39ZM44 241H46L45 243H44ZM53 241V242H52ZM105 241H107V242H109V243H107V244H109V245H107L106 244V242ZM159 242V243H158ZM49 243H51V244H49ZM115 243V244H114ZM161 243V244H162ZM176 243H178V244H176ZM180 243V244H181ZM48 244V245H47ZM179 244V245H180ZM34 245V244H33ZM47 245V246H46ZM50 245V246H49ZM74 245V246H73ZM139 245V244H138ZM163 245V246H164ZM172 245V244H171ZM37 246H38V244H37ZM43 246H42V250H43ZM56 246V245H55ZM54 246V247H55ZM100 246V247H99ZM106 246H108V247H106ZM141 246V245H140ZM143 246V247H144ZM172 246V247H173ZM34 247V246H33ZM58 247H59V245H58ZM76 249H75V248ZM101 248V249H99V248ZM113 247V248H112ZM148 247V246H147ZM171 247V246H170ZM51 248H53V246L51 247ZM62 248V247H61ZM64 248V247H63ZM106 248H108V249H106ZM117 248V247H116ZM119 248V247H118ZM140 248V247H139ZM138 248V249H139ZM180 248V247H179ZM66 248H64V250H65ZM68 249V248H67ZM82 249V253L83 252H85L84 250ZM98 251H97V250ZM137 249V248H136ZM141 249H143V248H141ZM165 249H166V246H165ZM178 248H176V250H177ZM51 251L52 250H54V249H50ZM106 250H108V251H106ZM120 252H121V249H118ZM124 250V249H123ZM122 250V252H125V251H123ZM126 251H127V249H125ZM140 250V249H139ZM144 250H145V248H144ZM167 251L169 250V249H166ZM173 250H174V248H173ZM175 250V251H176ZM40 251V250H39ZM57 251V250H56ZM73 251V252H74ZM80 251V252H79ZM106 251V252H105ZM114 251H115V249H114ZM129 251V250H128ZM154 251V250H153ZM159 251V250H158ZM40 252V253H41ZM69 252H71L70 250H69ZM97 252V253H96ZM116 252V251H115ZM118 252V251H117ZM121 252V253H122ZM161 252V251H160ZM45 253H47L46 252V250H45ZM48 253L50 254L51 252L50 251H48ZM47 253V254H48ZM60 253V252H59ZM66 253V252H65ZM100 253L98 254V258H99V255H100ZM163 253V252H162ZM167 253V252H166ZM170 253V252H169ZM168 253V254H169ZM172 253V252H171ZM53 254V253H52ZM157 254V253H156ZM165 254V253H164ZM34 255H35V257H34ZM57 255V254H56ZM62 255H64L63 254V252H62V254L60 255V258L62 257ZM85 255H87V254H85ZM107 255V254H106ZM123 255V254H122ZM147 255V254H146ZM167 255V254H166ZM71 256V255H70ZM103 255H101V257H102ZM112 256L114 257L113 259H116L115 258V255H113L112 254ZM162 256V255H161ZM46 257H49L48 255L46 256ZM56 257H58L59 258V256H56ZM55 257V258H56ZM72 257H74V256H72ZM72 257H71V259H72ZM92 257V258H93ZM111 257V256H110ZM35 258H38V259H35ZM54 258V257H53ZM65 258V257H64ZM76 258V257H75ZM85 258H86V256H85ZM88 258L90 259V256H89V253H88ZM87 258V259H88ZM104 258V257H103ZM109 258V257H108ZM32 259H35V260H33V261H31ZM46 261H45V260ZM74 259V258H73ZM72 259V260H73ZM94 259H95V257H94ZM105 259V258H104ZM103 259V260H104ZM110 259V258H109ZM61 260V259H60ZM121 260L123 261V259L121 258ZM134 260V259H133ZM140 260V259H139ZM143 260V259H142ZM31 261V262H30ZM63 261V260H62ZM62 261H60V262H62ZM76 261V260H75ZM80 261V260H79ZM87 261V260H86ZM92 261V260H91ZM94 261V260H93ZM97 261V260H96ZM100 261V260H99ZM128 261V260H127ZM136 261V260H135ZM115 262H117V261H115ZM120 262V261H119ZM38 263V262H37ZM102 263V262H101ZM122 263V262H121ZM51 264V263H50ZM58 264V263H57ZM79 264H80V262H79ZM82 264H83V262H82ZM120 264V263H119Z\"/></svg>",
	"mask_w": 264,
	"mask_h": 264
}]
</instances>
